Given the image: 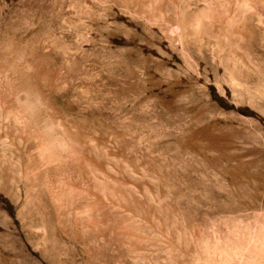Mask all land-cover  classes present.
<instances>
[{
  "label": "rangeland",
  "instance_id": "rangeland-1",
  "mask_svg": "<svg viewBox=\"0 0 264 264\" xmlns=\"http://www.w3.org/2000/svg\"><path fill=\"white\" fill-rule=\"evenodd\" d=\"M0 90L89 148L0 117V264H264V0H0Z\"/></svg>",
  "mask_w": 264,
  "mask_h": 264
},
{
  "label": "bare ground",
  "instance_id": "bare-ground-1",
  "mask_svg": "<svg viewBox=\"0 0 264 264\" xmlns=\"http://www.w3.org/2000/svg\"><path fill=\"white\" fill-rule=\"evenodd\" d=\"M9 76V75H8ZM7 76V77H8ZM12 78H13V76H12ZM15 79V78H14ZM3 81V80H2ZM9 81V80H8ZM2 87V86H1ZM4 88V87H3ZM6 89V88H5ZM1 91V90H0ZM3 92V91H2ZM1 93V92H0ZM7 93V92H6ZM3 94L5 95V93L3 92ZM6 96V95H5ZM2 97H3V95H2ZM7 97V96H6ZM6 97H4L5 99H6ZM11 99V98H10ZM13 99V98H12ZM6 100H9L8 98L6 99ZM21 100V99H20ZM17 97H16V99L14 100V101H5V100H3V102L0 104V107L2 108V111H0V117H2V118H6V119H8V118H10L11 116L12 117H14V119H16V121L17 122H21L22 123V125L23 126H21V127H23L22 129H23V131L24 132H26L27 134H28V136L29 137H31V138H33V139H35V141L37 142L36 144H37V147L38 148H40L41 150H42V154L45 156V152L47 151V152H49V151H51V154H50V160L52 161V162H56L57 161V164H56V167H61V168H63V169H66V170H69V171H75V170H77L76 169V166H75V164H73V163H71V162H69L68 160H64V157H63V154H59V153H57L58 152V150H57V148H60V149H62V150H66V152H70L72 155L73 154H76V153H78V154H82L83 156H88L89 154H88V152H89V148H87L85 145H84V143L81 141V137H80V135L83 133L82 131H81V128L79 127V125H77V124H73V123H71V122H65V124L64 123H62V124H64L62 127V130H60V131H56L55 133H52V132H49L50 130V127H48L49 126V124L46 126V127H42V126H38V124H40V123H38L37 124V119H38V117L36 118L34 115H33V110H34V106H35V103H33L31 100H29V99H27L26 98V100H23L24 102H22V103H20L19 101H20ZM22 101V100H21ZM1 108H0V110H1ZM35 112V111H34ZM45 113V112H44ZM43 113V114H44ZM37 116V115H36ZM54 117V116H53ZM46 118V117H45ZM51 118V117H50ZM63 119H65V116H64V118ZM41 121H42V118H41ZM46 121H47V119H46ZM45 121V122H46ZM39 122V121H38ZM45 124V123H44ZM55 124H57V123H55ZM59 124V123H58ZM58 124H57V126H58ZM61 124V125H62ZM83 124V123H82ZM43 125V124H42ZM52 125H54V124H52ZM54 127V126H53ZM59 127V126H58ZM49 128V129H48ZM55 130V129H54ZM22 131V132H23ZM93 133H91V135H92ZM25 137H26V135H24ZM83 137V136H82ZM18 140V139H17ZM27 141V140H26ZM30 141V140H29ZM90 141V140H89ZM101 141L102 140H100V143H101ZM35 143V142H34ZM36 144H35V147H36ZM95 144V143H94ZM99 144V143H98ZM32 145V144H31ZM104 145V144H103ZM29 146V145H28ZM96 146H97V144H96ZM99 146H101V145H99ZM98 146V147H99ZM34 147V146H33ZM29 148V147H28ZM37 148V149H38ZM32 149V148H31ZM34 149V148H33ZM36 149V150H37ZM39 149V150H40ZM25 151V150H24ZM35 151V150H34ZM37 153H38V151H37ZM37 153L35 152V154L37 155ZM91 153V152H90ZM27 154V153H26ZM31 154V153H30ZM40 154V153H39ZM41 154V158H43V155ZM96 153H94V155H95ZM99 154V153H98ZM102 154V153H101ZM116 154V153H115ZM34 155V154H33ZM65 155V154H64ZM92 156H93V154H91ZM30 156V155H29ZM67 156H69L68 154H67ZM83 156H81V157H83ZM103 156V155H102ZM70 157V156H69ZM90 157V156H89ZM88 157V158H89ZM97 157V156H96ZM95 157V158H96ZM99 157V156H98ZM31 158V157H30ZM30 158L28 159V160H30ZM85 158V157H84ZM33 159V158H32ZM44 159V158H43ZM43 159L41 160L42 162H43ZM65 159H66V157H65ZM85 159H87V158H85ZM90 159H92V157H90ZM90 159H88V160H90ZM94 159V158H93ZM16 160V159H15ZM19 160V159H18ZM39 160H40V158H39ZM44 160H46V159H44ZM63 160V161H62ZM74 160V159H73ZM72 160V161H73ZM12 161V160H11ZM40 161V162H41ZM48 161V160H47ZM91 161H93V160H91ZM100 161V160H99ZM4 162H5V160H4ZM3 162V163H4ZM14 162V161H13ZM97 162V161H96ZM12 163V162H11ZM44 163V162H43ZM45 163H46V161H45ZM49 163V162H48ZM12 164H14V163H12ZM41 164V163H40ZM52 163H50V165H51ZM96 164V163H95ZM97 164H98V162H97ZM96 164V165H97ZM103 163L101 162V164L100 165H98V171H99V174L101 175V174H103L104 172H103V165H102ZM21 165V164H20ZM49 165V166H50ZM53 166H54V164H53ZM85 166V165H84ZM1 167V166H0ZM78 167H79V171L82 169L81 168V166H79L78 165ZM116 167V166H115ZM37 168H38V162L37 161H35V162H29V163H27V162H25V164L23 165V169H22V171H23V173L25 174V176L24 175H22V176H24V177H26V179H30V173H32V172H34L35 170H37ZM58 169V168H57ZM60 169V168H59ZM58 169V170H59ZM92 169V168H91ZM94 169V168H93ZM19 170H21V168H19ZM43 170V169H42ZM118 170V169H117ZM78 171V172H79ZM109 171V170H108ZM107 171V172H108ZM67 172V171H66ZM76 173H77V171H75ZM103 172V173H102ZM105 172H106V170H105ZM41 173V172H40ZM61 173H64V172H62L61 171ZM73 173V172H72ZM112 173V172H111ZM119 173V172H118ZM14 174V173H13ZM50 174V173H49ZM81 174V173H80ZM84 174V173H83ZM5 174H3V176H4ZM64 175V174H63ZM63 175H61L60 174V177H62ZM109 175H111L110 173H109ZM71 177H73L72 175H70ZM79 176V175H78ZM82 176V175H81ZM80 176V177H81ZM114 176V175H113ZM34 177V176H33ZM46 177V176H45ZM68 177H69V175H68ZM84 177V176H83ZM115 177V176H114ZM19 178V177H18ZM51 178V177H50ZM62 178H64V177H62ZM82 178V177H81ZM84 178H86V177H84ZM83 178V179H84ZM91 178H93V177H91ZM25 179V180H26ZM33 179H35L34 180V182L35 183H32L30 180V184H29V188L31 189V188H33L34 187V185L38 182V183H40V182H43L44 181V177H43V173H41V175L40 176H36L35 178H33ZM47 179V178H46ZM81 180V181H83L82 183L84 184V185H86V181H87V179L86 180ZM97 179V178H96ZM116 179H117V177H116ZM120 179V178H119ZM1 180V179H0ZM4 180H5V178H4ZM10 180H11V178H10ZM24 180V179H23ZM59 180V179H58ZM71 180V179H70ZM69 179H66V181H65V183H66V186H68V188L69 189H72V188H74V189H76L77 187H75V184H77V183H73V182H71ZM92 179H90V182H92L91 181ZM98 180V179H97ZM50 181H51V179H50ZM120 181V180H119ZM1 182V181H0ZM88 182V181H87ZM93 182H95V181H93ZM99 182V181H98ZM118 182V181H117ZM6 184H7V182H5ZM13 183V182H12ZM26 183H27V181H26ZM44 183V182H43ZM42 183V184H43ZM46 183H47V181H46ZM89 183V182H88ZM49 184H50V182L47 184V186L49 187ZM1 185H2V183H1ZM25 185V184H24ZM37 185H39V184H37ZM51 185V184H50ZM90 185V184H89ZM27 186V185H26ZM40 186H43V185H40ZM47 186H45V187H47ZM81 186V185H80ZM94 186V185H93ZM96 186V185H95ZM98 186V185H97ZM100 186H101V184H100ZM3 187V186H2ZM28 187V186H27ZM38 187V186H37ZM90 187V186H89ZM4 188V187H3ZM6 188V187H5ZM42 188V187H41ZM92 188V187H91ZM94 188V187H93ZM92 188V189H93ZM111 188V187H110ZM113 188V187H112ZM35 189V188H34ZM53 189V188H52ZM97 189V188H96ZM16 190V189H15ZM33 190V189H32ZM42 190V189H41ZM43 190H45V189H43ZM81 189H79L78 191H80ZM84 190H86V189H84ZM83 190V191H84ZM99 190V189H98ZM100 190H101V187H100ZM17 191H18V189H17ZM20 191V190H19ZM18 191V192H19ZM48 191H49V189H48ZM61 191V190H60ZM87 191H90V188H89V190H87ZM102 191V190H101ZM115 191V190H114ZM117 191V190H116ZM10 192H11V188H10ZM17 192V193H18ZM32 193H35V192H33V191H31ZM39 192H40V189H39ZM46 192V191H45ZM45 192H44V196H47V194L45 195ZM53 192H56L55 191V188H54V191ZM58 192V191H57ZM92 192V191H91ZM99 192V191H98ZM110 192H111V190H110ZM12 193H14V192H12ZM26 193V192H25ZM28 193H29V191H28ZM61 193V192H60ZM62 193H63V190H62ZM61 193V194H62ZM65 193H66V191H65ZM70 193V192H69ZM84 194V192H81V194ZM88 193V192H87ZM86 193V194H87ZM31 194V193H30ZM35 194H37V193H35ZM39 194V193H38ZM37 194V195H38ZM41 194V193H40ZM49 194V193H48ZM55 194V193H54ZM54 194H52V195H54ZM86 194H84V195H86ZM117 194V193H116ZM18 195H20V194H18ZM33 195V194H32ZM50 195V194H49ZM48 195V196H49ZM67 195V194H66ZM89 195V194H88ZM93 195V194H92ZM102 195H104V193L102 194ZM113 195H114V192H113ZM15 196V195H14ZM42 196H43V194H42ZM48 196H47V199H48ZM54 196H56V194L54 195ZM70 196V195H69ZM77 196H78V194H77ZM83 196V195H82ZM99 196V195H98ZM65 197V196H64ZM68 197V196H67ZM93 197V196H92ZM91 197V198H92ZM101 197H103V196H101ZM101 197H99L100 199H101ZM36 198V197H35ZM55 198V197H54ZM71 198V197H70ZM73 198H74V196H73ZM84 198V197H83ZM99 198H98V200H99ZM116 199H117V197H115ZM16 199V198H15ZM41 199V198H40ZM68 199V198H67ZM89 199V198H88ZM102 199H104V197L102 198ZM101 199V200H102ZM17 200H18V197H17ZM27 200V199H26ZM66 200V199H65ZM87 200V199H86ZM97 200V202H99ZM118 200V199H117ZM77 201V200H76ZM96 201V200H95ZM105 201V200H104ZM27 202V201H26ZM33 202V201H32ZM42 202H43V200H42ZM50 202V201H49ZM78 202V201H77ZM79 202H80V200H79ZM81 202H82V200H81ZM115 202H117V201H115ZM71 203V202H70ZM90 203V202H89ZM96 203V202H95ZM101 203H103V202H101ZM101 203H100V205H101ZM106 203V202H105ZM108 203V202H107ZM118 204H119V202H117ZM43 204V203H42ZM68 204V203H67ZM99 204V203H98ZM116 204V203H115ZM46 205V204H45ZM53 205V204H52ZM75 205V204H74ZM80 205H82V204H80ZM88 204H86L85 203V206L88 208V206H87ZM92 205V204H91ZM90 205V206H91ZM93 205H95V204H93ZM92 205V206H93ZM104 205V204H103ZM46 206H48V205H46ZM46 206H45V208H46ZM59 206V205H58ZM66 206V205H65ZM76 206V205H75ZM84 205H83V208L85 207ZM102 206V205H101ZM105 206V205H104ZM107 206V205H106ZM49 207V206H48ZM47 207V208H48ZM77 207V209H78V205L76 206ZM115 207V206H114ZM92 208V207H91ZM70 209V208H69ZM76 208H75V210H77ZM104 209V208H103ZM67 210V209H66ZM105 210V209H104ZM70 211V210H69ZM78 211V210H77ZM71 212V211H70ZM43 217V216H42ZM47 218V217H46ZM46 221V219H44V222Z\"/></svg>",
  "mask_w": 264,
  "mask_h": 264
}]
</instances>
